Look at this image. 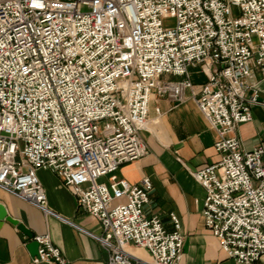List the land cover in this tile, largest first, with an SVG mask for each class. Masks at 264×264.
Masks as SVG:
<instances>
[{"label": "built area", "instance_id": "obj_1", "mask_svg": "<svg viewBox=\"0 0 264 264\" xmlns=\"http://www.w3.org/2000/svg\"><path fill=\"white\" fill-rule=\"evenodd\" d=\"M263 84L264 0H0V189L51 213L38 176L50 171L100 221L91 236L107 264H182L179 219L168 233L145 212L150 178L133 185L117 172L148 154L154 96L181 105L189 91L221 158L192 173L207 192L206 228L229 260L260 264L264 141L245 150L237 131L263 106ZM34 241L35 262L69 264L50 235Z\"/></svg>", "mask_w": 264, "mask_h": 264}, {"label": "crops", "instance_id": "obj_2", "mask_svg": "<svg viewBox=\"0 0 264 264\" xmlns=\"http://www.w3.org/2000/svg\"><path fill=\"white\" fill-rule=\"evenodd\" d=\"M189 71L197 87L207 82L200 69ZM261 98L264 101V84ZM185 100L177 105L154 96L150 122L141 133L148 154L140 161L121 167L117 176L133 185L150 178L153 191L145 212L150 218L162 219L168 233L175 231L172 215L179 219L185 237L182 264H235L206 228L203 209L207 192L192 174L220 161L214 144L218 134L210 128L189 91ZM252 113L253 121L239 126L237 131L243 148L248 151L264 141V108L257 106ZM38 176L47 193L51 213L0 189V204L8 216L26 226L34 238L50 235L69 264H107L108 252L93 238L102 233L100 221L80 209L76 195L61 178L47 170H40ZM104 183L108 184V179ZM31 241L34 239L30 240L13 223L0 221V264H39L28 249ZM128 251L143 262L151 260L145 249L129 246Z\"/></svg>", "mask_w": 264, "mask_h": 264}, {"label": "water", "instance_id": "obj_3", "mask_svg": "<svg viewBox=\"0 0 264 264\" xmlns=\"http://www.w3.org/2000/svg\"><path fill=\"white\" fill-rule=\"evenodd\" d=\"M261 101H263V100L261 99ZM0 221H7L9 223H13L15 226H17L19 228V230L25 236L29 237L30 240L34 239V236H33L32 232L29 229H27L26 226L22 225L18 221H16L13 218L9 217L7 210L1 204H0ZM28 249L30 250V252L32 253V255L34 257H38L39 256V252H38L39 251V244L36 241H31L30 244L28 245Z\"/></svg>", "mask_w": 264, "mask_h": 264}, {"label": "rangeland", "instance_id": "obj_4", "mask_svg": "<svg viewBox=\"0 0 264 264\" xmlns=\"http://www.w3.org/2000/svg\"><path fill=\"white\" fill-rule=\"evenodd\" d=\"M234 15L236 16V17H239L240 16V13H239V11L238 10H234ZM174 20H167V22H166V25H168V26H173L174 25ZM207 77V76H206ZM261 97V96H260ZM262 99V98H261ZM262 104H263V106H261V107H263L264 108V101H262ZM107 182V179L105 178V179H102L101 180V182ZM260 264H264V260H262V262L260 263Z\"/></svg>", "mask_w": 264, "mask_h": 264}]
</instances>
